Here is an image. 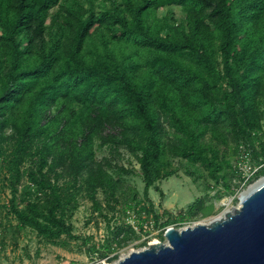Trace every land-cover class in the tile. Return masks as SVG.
Wrapping results in <instances>:
<instances>
[{
	"label": "trees",
	"instance_id": "16d2710c",
	"mask_svg": "<svg viewBox=\"0 0 264 264\" xmlns=\"http://www.w3.org/2000/svg\"><path fill=\"white\" fill-rule=\"evenodd\" d=\"M170 7L185 19L161 17ZM263 121L264 0H0V163L21 230L74 238L75 192L98 210L100 191L117 195L97 141L137 158L149 200L167 159L217 181L231 142L264 159ZM165 215L174 224L169 212L156 223Z\"/></svg>",
	"mask_w": 264,
	"mask_h": 264
},
{
	"label": "rangeland",
	"instance_id": "374dc122",
	"mask_svg": "<svg viewBox=\"0 0 264 264\" xmlns=\"http://www.w3.org/2000/svg\"><path fill=\"white\" fill-rule=\"evenodd\" d=\"M86 7L99 12L102 5L95 3L93 7ZM164 14H170L176 22L186 17L180 7L165 8L160 11V16ZM261 142L264 143L263 138L255 141L256 148L260 149ZM95 149L97 161L105 164L108 160L106 168L119 182L120 191L115 197H107L100 191L97 195L100 210L84 190L76 191V201L70 205L66 216L75 237H63L55 242L44 240L31 229H20L10 212L12 193L7 167L0 163V264L117 263L133 252L150 248L153 243L168 244L165 234L170 228L183 230L196 225L208 226L225 219L228 212L234 213L240 208L244 195L251 188L264 181V159L256 160L240 153L236 144L231 142L221 149L218 181L211 170L200 164L167 159L166 172L172 175L157 184L163 195L152 188L147 200L141 168L135 156L123 149L115 151L100 147L99 141ZM30 165L28 161L25 168ZM199 202H203L201 209L197 205ZM192 207L196 208V216L189 218ZM164 212H169L174 224L165 225L169 218L166 215L159 224L156 223L154 215L162 216ZM141 225L143 231L139 228ZM130 227L135 231V235H129L133 239L119 247L116 244L118 237L125 238L124 232H130Z\"/></svg>",
	"mask_w": 264,
	"mask_h": 264
},
{
	"label": "water",
	"instance_id": "95a60500",
	"mask_svg": "<svg viewBox=\"0 0 264 264\" xmlns=\"http://www.w3.org/2000/svg\"><path fill=\"white\" fill-rule=\"evenodd\" d=\"M156 244L113 264H264V181L211 225L170 228Z\"/></svg>",
	"mask_w": 264,
	"mask_h": 264
},
{
	"label": "bare ground",
	"instance_id": "6f19581e",
	"mask_svg": "<svg viewBox=\"0 0 264 264\" xmlns=\"http://www.w3.org/2000/svg\"><path fill=\"white\" fill-rule=\"evenodd\" d=\"M256 186H257V185H256ZM254 188H255V186H254L253 188H251V191H252ZM251 191H250V192H251ZM248 194H249V193H247L246 195H244V197H246ZM227 214H231V212H228ZM156 244H161V243H158V242L153 243V245H156Z\"/></svg>",
	"mask_w": 264,
	"mask_h": 264
},
{
	"label": "built area",
	"instance_id": "2783aa9c",
	"mask_svg": "<svg viewBox=\"0 0 264 264\" xmlns=\"http://www.w3.org/2000/svg\"><path fill=\"white\" fill-rule=\"evenodd\" d=\"M241 153H244V155H245V146L244 145H241ZM246 158H247V156H246Z\"/></svg>",
	"mask_w": 264,
	"mask_h": 264
}]
</instances>
